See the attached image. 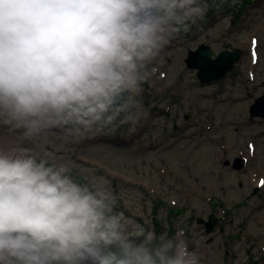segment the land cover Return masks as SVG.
Returning <instances> with one entry per match:
<instances>
[{
  "label": "clouds",
  "instance_id": "clouds-1",
  "mask_svg": "<svg viewBox=\"0 0 264 264\" xmlns=\"http://www.w3.org/2000/svg\"><path fill=\"white\" fill-rule=\"evenodd\" d=\"M208 7L0 0V125L36 141L53 130L76 138L134 122L147 66ZM117 203L103 178L28 147L0 148V264H200L182 232L157 235Z\"/></svg>",
  "mask_w": 264,
  "mask_h": 264
},
{
  "label": "rangeland",
  "instance_id": "rangeland-1",
  "mask_svg": "<svg viewBox=\"0 0 264 264\" xmlns=\"http://www.w3.org/2000/svg\"><path fill=\"white\" fill-rule=\"evenodd\" d=\"M211 1L147 66L134 122L76 138L53 130L36 141L0 125V148L28 147L103 178L118 211L157 235L182 232L200 264L207 256L213 264H264V183L251 184L253 176L264 181V118L250 116L264 94V0ZM201 45L214 56L238 49L241 59L223 79L201 84L185 63ZM211 215L217 224L207 233Z\"/></svg>",
  "mask_w": 264,
  "mask_h": 264
},
{
  "label": "water",
  "instance_id": "water-1",
  "mask_svg": "<svg viewBox=\"0 0 264 264\" xmlns=\"http://www.w3.org/2000/svg\"><path fill=\"white\" fill-rule=\"evenodd\" d=\"M241 59L240 51H224L215 59L212 58V51L209 46L201 45L196 50L189 52L185 60L188 68L196 70L201 84H209L223 79L231 71L235 63ZM147 89V85H145ZM251 118H264V94L258 98L250 107ZM244 160H237L235 169H243ZM200 223H203L200 221ZM217 224L216 218L211 215L205 223L206 232L211 233Z\"/></svg>",
  "mask_w": 264,
  "mask_h": 264
},
{
  "label": "flooded vegetation",
  "instance_id": "flooded-vegetation-1",
  "mask_svg": "<svg viewBox=\"0 0 264 264\" xmlns=\"http://www.w3.org/2000/svg\"><path fill=\"white\" fill-rule=\"evenodd\" d=\"M244 2H247V0L246 1H244ZM243 2V3H244ZM207 3L210 5V7H212L211 5H213L214 4V2L213 1H211V0H207ZM252 7V6H251ZM210 10V9H209ZM228 11H230L231 12V10H229V9H227ZM222 12H224V11H226V9L223 11V10H221ZM211 16H213V13H211L210 11H209V14L206 16V18L207 19H209V18H211ZM198 48V47H197ZM196 48V49H197ZM233 50H235V49H232V50H225V51H233ZM211 51H212V49H211ZM240 51V50H239ZM222 52H224V51H222ZM221 52V53H222ZM240 55H241V51H240ZM218 56V55H217ZM217 56H214V54H213V51H212V58L213 59H215ZM206 223V222H205ZM205 223H204V226H205Z\"/></svg>",
  "mask_w": 264,
  "mask_h": 264
},
{
  "label": "bare ground",
  "instance_id": "bare-ground-1",
  "mask_svg": "<svg viewBox=\"0 0 264 264\" xmlns=\"http://www.w3.org/2000/svg\"><path fill=\"white\" fill-rule=\"evenodd\" d=\"M257 48H258V46H257ZM250 154H252V153H250ZM251 182H252L251 184H256V185H258L259 180H256V179H255V176H253ZM206 258L209 259V261L207 262L208 264H213V262L211 261V256H207Z\"/></svg>",
  "mask_w": 264,
  "mask_h": 264
},
{
  "label": "snow or ice",
  "instance_id": "snow-or-ice-1",
  "mask_svg": "<svg viewBox=\"0 0 264 264\" xmlns=\"http://www.w3.org/2000/svg\"><path fill=\"white\" fill-rule=\"evenodd\" d=\"M253 43H255V41H253Z\"/></svg>",
  "mask_w": 264,
  "mask_h": 264
}]
</instances>
